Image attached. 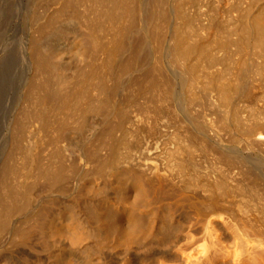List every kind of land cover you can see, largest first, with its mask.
<instances>
[{
    "label": "bare ground",
    "instance_id": "obj_1",
    "mask_svg": "<svg viewBox=\"0 0 264 264\" xmlns=\"http://www.w3.org/2000/svg\"><path fill=\"white\" fill-rule=\"evenodd\" d=\"M174 2L0 0V243L18 255L0 253V264H28L15 262L21 249L43 253L29 264H264L261 226L234 225L216 197L138 158L151 150L145 134L172 123L160 117H178L174 71L194 93L180 18L165 36ZM208 95L221 110L232 89ZM186 121L205 149L225 146L221 121ZM218 154L251 174L243 158ZM252 174L233 187L254 202L264 180ZM141 251L152 253L134 258Z\"/></svg>",
    "mask_w": 264,
    "mask_h": 264
},
{
    "label": "rangeland",
    "instance_id": "obj_2",
    "mask_svg": "<svg viewBox=\"0 0 264 264\" xmlns=\"http://www.w3.org/2000/svg\"><path fill=\"white\" fill-rule=\"evenodd\" d=\"M179 18L183 23L178 30L179 35L185 46L193 51L189 67L195 78L194 93L189 94L180 68L174 71L175 88L172 101L174 113L178 117H160L159 123H172L162 129L163 132H155L154 137L148 131L143 148L148 145L151 153L143 155L142 150L138 153L139 157L138 154L135 156L141 158V155L149 163L158 165L163 174L188 185L192 194L195 193L203 199L204 196L216 197L227 210L224 215L234 225H237V220H243L264 229V192L259 190L261 196L251 202L243 197L246 195L244 190L241 193L242 191L233 187L238 183H248V177L252 179L254 176L252 171L264 180L261 175L264 173V143L257 140L259 134L264 133V44L261 43L264 36V30L261 29L264 27L260 23L264 21V0H175L170 19H167L168 24L164 27L167 40H173ZM165 56H169L168 51ZM225 85L232 89L231 99L221 110L211 107L207 102L208 94H216ZM186 113L190 117L221 121L225 146L213 151L199 145L200 137L189 127ZM188 129L194 136H191ZM218 153L243 158V164L251 168V174L244 178L241 167L227 170ZM259 188L264 189V182ZM17 220L19 223L26 221L24 217H18ZM188 223L189 229L192 226L198 228L194 217H190ZM235 232L237 233L236 230ZM190 234L195 236L194 232ZM9 235L8 238L11 236ZM9 244V239L0 243L1 254H15ZM202 244L204 242L199 241L197 247ZM233 246L231 244V248ZM234 249L236 250L234 247L231 253L235 256ZM21 250L16 263L26 261L29 264L36 260L34 258L43 255L41 251L38 253ZM151 253L136 252L134 258H144ZM243 259H247L245 262L248 264H257L248 257L244 256ZM231 263L234 264L232 261Z\"/></svg>",
    "mask_w": 264,
    "mask_h": 264
}]
</instances>
